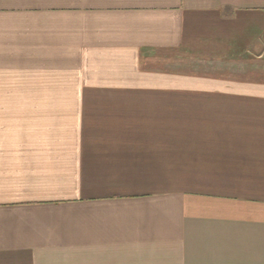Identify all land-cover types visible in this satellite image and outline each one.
I'll list each match as a JSON object with an SVG mask.
<instances>
[{"label":"crops","instance_id":"crops-1","mask_svg":"<svg viewBox=\"0 0 264 264\" xmlns=\"http://www.w3.org/2000/svg\"><path fill=\"white\" fill-rule=\"evenodd\" d=\"M0 264H264V0H0Z\"/></svg>","mask_w":264,"mask_h":264},{"label":"rangeland","instance_id":"rangeland-1","mask_svg":"<svg viewBox=\"0 0 264 264\" xmlns=\"http://www.w3.org/2000/svg\"><path fill=\"white\" fill-rule=\"evenodd\" d=\"M26 81H28V83H34V82H36V80H33L31 78L26 79ZM183 93H190V92H183Z\"/></svg>","mask_w":264,"mask_h":264}]
</instances>
